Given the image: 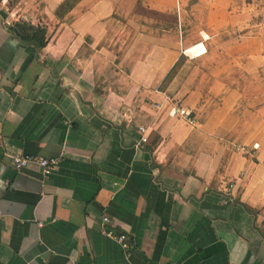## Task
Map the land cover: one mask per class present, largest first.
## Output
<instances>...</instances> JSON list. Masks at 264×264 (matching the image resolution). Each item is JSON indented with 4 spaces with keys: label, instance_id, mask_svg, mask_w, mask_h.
<instances>
[{
    "label": "crops",
    "instance_id": "obj_1",
    "mask_svg": "<svg viewBox=\"0 0 264 264\" xmlns=\"http://www.w3.org/2000/svg\"><path fill=\"white\" fill-rule=\"evenodd\" d=\"M67 1L0 0V264H264V0Z\"/></svg>",
    "mask_w": 264,
    "mask_h": 264
},
{
    "label": "built area",
    "instance_id": "obj_2",
    "mask_svg": "<svg viewBox=\"0 0 264 264\" xmlns=\"http://www.w3.org/2000/svg\"><path fill=\"white\" fill-rule=\"evenodd\" d=\"M172 115H176L187 124L193 125L195 123L194 117L190 111L174 107L171 110ZM139 143L145 144L147 142L146 129L143 127L138 128ZM5 157L9 160L13 170L17 172L24 171L30 167H35L44 179L49 178L58 167V160L44 159L38 156H29L24 154H6ZM111 222L109 217L104 216L102 219L101 227L103 235L110 240L117 242L123 251H128L129 238L125 234H115L110 228Z\"/></svg>",
    "mask_w": 264,
    "mask_h": 264
},
{
    "label": "trees",
    "instance_id": "obj_3",
    "mask_svg": "<svg viewBox=\"0 0 264 264\" xmlns=\"http://www.w3.org/2000/svg\"><path fill=\"white\" fill-rule=\"evenodd\" d=\"M73 0L65 2L62 7L60 8L65 9V11L69 10L73 6ZM72 3V4H71ZM11 32L21 39V41L25 44H32L35 48L41 50L47 44L46 38V30L42 27H33L26 23H17ZM174 70H172L169 75L167 76L166 81L170 80ZM165 81V82H166Z\"/></svg>",
    "mask_w": 264,
    "mask_h": 264
}]
</instances>
